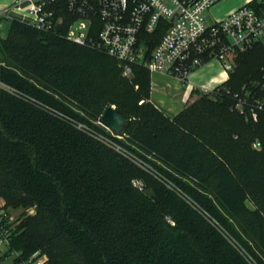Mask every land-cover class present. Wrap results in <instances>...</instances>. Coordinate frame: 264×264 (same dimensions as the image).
<instances>
[{
  "label": "trees",
  "instance_id": "trees-1",
  "mask_svg": "<svg viewBox=\"0 0 264 264\" xmlns=\"http://www.w3.org/2000/svg\"><path fill=\"white\" fill-rule=\"evenodd\" d=\"M9 22L0 32V199L36 212L0 259L40 250L49 264H264V112L248 121L226 95L247 70L259 77L264 40L170 118L146 102V67L125 76L116 58L67 38V17L51 30ZM113 104L129 116L121 137L98 123Z\"/></svg>",
  "mask_w": 264,
  "mask_h": 264
},
{
  "label": "built area",
  "instance_id": "built-area-1",
  "mask_svg": "<svg viewBox=\"0 0 264 264\" xmlns=\"http://www.w3.org/2000/svg\"><path fill=\"white\" fill-rule=\"evenodd\" d=\"M218 1L10 0L0 5V25L4 19L18 18L38 29L51 30L67 17V38L96 46L116 58L125 76H132L133 66L141 65L152 73L169 75L206 92L229 79L239 55L264 37V9L251 6L257 1L264 7V0H245L225 15L209 19L208 11ZM158 31L162 34L156 42L151 36ZM210 61L219 63L225 77L213 85L197 84L191 76ZM226 95L232 100L231 110L248 121H257L264 112V63L257 79L246 81L237 90L227 89ZM98 123L103 125L100 119ZM75 124L151 169L109 136L82 122ZM260 144L259 140L253 141L256 148ZM25 211L33 214L36 209L31 206ZM21 220L0 202V249H10L11 235ZM11 254L16 259L13 264H49L48 255L40 250L26 257L18 250Z\"/></svg>",
  "mask_w": 264,
  "mask_h": 264
},
{
  "label": "rangeland",
  "instance_id": "rangeland-1",
  "mask_svg": "<svg viewBox=\"0 0 264 264\" xmlns=\"http://www.w3.org/2000/svg\"><path fill=\"white\" fill-rule=\"evenodd\" d=\"M9 2H10V0L9 1L8 0H0V4H7ZM213 6L208 11V13L211 15L214 14V12H212ZM9 24H10L9 19H4L1 22L0 32L3 36H6L8 33ZM262 40H264V37L262 38ZM210 62H212V61H210ZM216 65L217 64L215 62L214 64H209V65L203 67L202 69L200 67L198 69L199 72L196 75L195 82L200 85L203 83H208V80L212 81V79L215 78L214 76H216V75L211 76L212 74H214L216 72ZM255 70H256L255 68L253 70H247L248 74H247L245 81H250V80L258 78V77H256V71ZM156 76L157 75L155 73L150 72L151 82H150V89H149V97L146 98V102L152 103L153 105L158 107L160 110H162L165 113V115L169 116L170 118L176 116L182 110L187 109L190 105L192 106L195 103L197 104V102L199 101V98H201L202 96L205 95V91H203L199 88H196L193 85L187 84V82H183L177 78L169 76V77H167L166 80H164V82H162V81H158ZM218 77H219L218 79H222L225 76L223 73H221L220 76L218 75ZM176 92H178L179 94L174 96V94ZM181 94L186 95L187 98L185 99V102L183 104H181V107L177 108L176 110L173 111L170 109H165V107H163L161 105L160 100H164L165 98L166 99H171V98L174 99V98L179 97ZM188 95H190V97ZM143 102H144V99H141L139 101V104H142ZM114 106H116V105H114ZM252 146H253V144H252ZM254 148H256V147H254ZM256 149H261V144H260L259 148H256ZM248 204H249V206L253 207V203L251 201H248ZM12 211H13L14 215L21 217L22 221L26 217L32 216L35 214V213L28 214L25 211V208H23V209L19 208V209H15V210L12 209ZM2 252H5L4 248L0 249V256L3 254ZM0 264H13V255L8 254V255L4 256L3 258H1Z\"/></svg>",
  "mask_w": 264,
  "mask_h": 264
},
{
  "label": "crops",
  "instance_id": "crops-1",
  "mask_svg": "<svg viewBox=\"0 0 264 264\" xmlns=\"http://www.w3.org/2000/svg\"><path fill=\"white\" fill-rule=\"evenodd\" d=\"M9 1V0H8ZM245 0H220L217 3L214 4L213 8H212V12H214V16L208 13V17L209 19H213L215 17H219L222 15H225L226 13L230 12L231 10L235 9L236 7H238L241 3H243ZM2 5V4H0ZM211 13V12H210ZM216 61H212L209 64H214ZM208 64V65H209ZM216 72L214 74H212L211 76H214L215 78L212 79V81L208 80L209 85H213L215 83V81H220L222 79H218V75L220 76L221 73L224 74L225 76V72L222 69V67L219 65L218 62H216ZM207 66V65H206ZM205 67V66H204ZM202 69V68H201ZM199 72V70L197 72H195L192 76L191 79L195 81L196 79V75ZM157 76L156 78L158 79V81H162L164 82V80L167 79V77H169V75L163 74V73H155ZM171 77V76H170ZM177 94H179L178 92H176L174 94V96H176ZM190 97V95H188ZM187 98L186 95L181 94L179 97L177 98H171V99H164V100H160L161 105L163 107H165V109H170V110H176L177 108L181 107V104H183L185 102V99ZM0 202L2 203V200L0 199Z\"/></svg>",
  "mask_w": 264,
  "mask_h": 264
},
{
  "label": "water",
  "instance_id": "water-1",
  "mask_svg": "<svg viewBox=\"0 0 264 264\" xmlns=\"http://www.w3.org/2000/svg\"><path fill=\"white\" fill-rule=\"evenodd\" d=\"M129 116L114 105L108 106L100 116V122L114 134L121 136L128 124Z\"/></svg>",
  "mask_w": 264,
  "mask_h": 264
}]
</instances>
